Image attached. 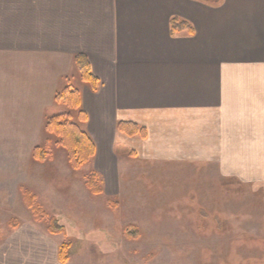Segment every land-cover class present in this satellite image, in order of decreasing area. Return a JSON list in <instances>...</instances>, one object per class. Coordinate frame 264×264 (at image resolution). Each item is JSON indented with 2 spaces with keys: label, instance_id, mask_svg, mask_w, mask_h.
Wrapping results in <instances>:
<instances>
[{
  "label": "crops",
  "instance_id": "obj_1",
  "mask_svg": "<svg viewBox=\"0 0 264 264\" xmlns=\"http://www.w3.org/2000/svg\"><path fill=\"white\" fill-rule=\"evenodd\" d=\"M174 18L194 34L173 37ZM77 55L100 80L77 87L97 161L130 121L143 160L224 163L264 110V0H0V110L54 109Z\"/></svg>",
  "mask_w": 264,
  "mask_h": 264
},
{
  "label": "rangeland",
  "instance_id": "obj_2",
  "mask_svg": "<svg viewBox=\"0 0 264 264\" xmlns=\"http://www.w3.org/2000/svg\"><path fill=\"white\" fill-rule=\"evenodd\" d=\"M71 80L76 88L81 81ZM64 111L59 104L0 110V264H61L66 242L67 264H264V110L242 117V129L233 131L240 142L224 163L143 160L124 136L116 137L115 153L109 148L112 161L94 160L81 172L55 146L46 162L33 159L34 149L51 140L46 118ZM92 171L101 176L102 196L86 188ZM21 187L38 196L66 234L51 235L47 223L34 220ZM110 200L119 203L116 210ZM129 225L139 239L125 236Z\"/></svg>",
  "mask_w": 264,
  "mask_h": 264
},
{
  "label": "trees",
  "instance_id": "obj_3",
  "mask_svg": "<svg viewBox=\"0 0 264 264\" xmlns=\"http://www.w3.org/2000/svg\"><path fill=\"white\" fill-rule=\"evenodd\" d=\"M184 31H188L191 35L194 34L192 26L187 22L178 18L171 20V35L173 37ZM74 62L81 82L88 85L94 92L98 91L100 80L93 73L88 58L84 55H77ZM66 81V86L56 94L55 103L64 106L68 111L59 112L46 118L44 131L50 136L51 140L47 143V147L37 146L34 149L33 159L41 163L46 162L53 154L51 152L55 146L66 152L71 170L81 172L95 160L97 147L91 135L84 128L88 116L82 108L81 91L74 87L69 79ZM117 130L129 138L138 137L143 140L148 138L147 129L134 122L120 121L117 124ZM85 185L93 196L104 194L103 182L97 171H92L85 176ZM21 189L23 201L31 211L34 220L39 223H47L48 232L51 235L66 234L65 226L60 223L58 218L52 217L46 212L38 196L29 189L23 187ZM108 205L113 210L119 207V203L113 200H110ZM11 227L15 230L18 229L19 224L16 220L11 222ZM125 232V236L131 240H137L141 237L139 229L134 225L127 226ZM70 250L71 244L68 242L60 246L58 257L61 264L68 263Z\"/></svg>",
  "mask_w": 264,
  "mask_h": 264
}]
</instances>
